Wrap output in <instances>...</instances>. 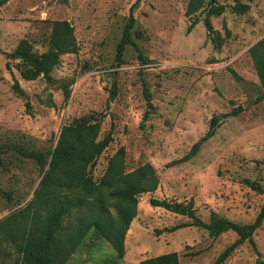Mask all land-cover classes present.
Listing matches in <instances>:
<instances>
[{
  "label": "rangeland",
  "instance_id": "374dc122",
  "mask_svg": "<svg viewBox=\"0 0 264 264\" xmlns=\"http://www.w3.org/2000/svg\"><path fill=\"white\" fill-rule=\"evenodd\" d=\"M188 2L7 0L0 8V229L7 219L19 222L26 213L32 216L30 203L42 191L62 131L84 120L97 124L95 142L112 129L110 145L93 167H86L96 185L108 177L117 188V174L146 168L157 179L153 192L136 197L137 215L125 235L121 264H140L172 252L179 264H213L237 239L231 231L212 238L196 227L169 232L192 220L151 207L150 199L191 203L205 223L211 217L241 225L255 220L264 195L244 181L257 182L264 190V99L256 101L262 88L249 50L264 38V0H217L224 12L209 18L218 33L217 44L203 25L206 11L192 17L199 23L187 31ZM236 4L249 10L237 15ZM134 5L132 37L147 61L143 64L134 49L126 47L117 63L116 47ZM56 21L73 27L75 51L60 57L51 81H24L18 61L8 55L23 39L36 54L46 52ZM14 81L23 94L12 88ZM113 91L115 99L107 107ZM236 108L241 112L222 120L189 161L173 164L206 133L213 116ZM20 152L43 153L47 163L40 166ZM81 171L75 169V179ZM46 192L68 198V188L56 181ZM45 208H37L42 217ZM110 212L115 216L112 208ZM3 237L0 230V264H16L14 246ZM253 240L255 250L245 242L225 264L264 263V222ZM114 257L108 242L88 237L66 264H107Z\"/></svg>",
  "mask_w": 264,
  "mask_h": 264
},
{
  "label": "trees",
  "instance_id": "16d2710c",
  "mask_svg": "<svg viewBox=\"0 0 264 264\" xmlns=\"http://www.w3.org/2000/svg\"><path fill=\"white\" fill-rule=\"evenodd\" d=\"M59 1L63 4L67 3V0ZM6 2L7 0H0V8ZM205 2L206 0H189L185 14L191 19V23L187 31L191 32L199 23L197 18L192 17L199 11H206L203 25L208 38L213 44H217L218 33L213 29L209 18L220 16L224 10L217 6V0H210L207 5ZM134 7L135 5L130 9L129 19L123 27L121 39L116 47L115 61L117 63L121 62L126 47L133 48L138 54L137 58L143 64L147 61L132 37L135 26ZM248 10L249 6L243 4H236L233 7V12L237 15H243ZM75 48L73 27L67 21H56L52 24L49 49L46 52L36 54L33 52L32 44L23 39L8 57L18 61V71L24 81H35L40 77L51 81V73L59 64L60 57L74 52ZM249 54L262 88V94L256 99L260 102L264 99V38L249 50ZM143 86L144 93L149 98L145 83ZM12 88L23 94L17 81H14ZM113 88L115 89V86ZM115 95L113 91L107 101V107L115 99ZM241 110L236 108L230 113L213 116L206 133L192 146L186 156L173 164L189 161L202 145L214 136L222 120L237 116ZM97 131V124H91L90 120L65 128L52 153L49 169L43 178L42 191L37 192L35 200L30 203L29 209L34 208L32 216L29 217V213H26L19 222L11 218L5 220L0 230L3 232V238L14 246L15 253L18 255L16 264H66L88 237L105 240L111 245L115 257L107 264L122 263L125 255V235L137 215L136 197L142 193L153 192L157 179L153 171L146 168L126 175L117 174V178L115 177L117 188L112 184V178L108 177H104L101 184L96 185L87 176L86 167H93L97 158L113 140L111 129L102 140L95 142ZM20 155L35 161L40 166L47 163L46 155L43 153L20 152ZM79 167H82V171L75 179V169ZM55 181L61 187L68 188V198L64 196L63 199H58L56 196L49 197L48 192L45 193L46 188L51 184L54 185ZM244 183L258 194L264 195V190L259 183L249 180H245ZM112 187H114L113 190H111ZM107 190V195L102 196L101 193ZM109 201H112L111 204ZM149 204L151 207L162 208L192 220L190 223L170 229L169 232L196 227L205 229L212 238H217L228 231L235 233L237 239L221 252L213 264H225L230 255L245 242H248L255 250L253 235L264 222V206L252 223L241 225L217 217H211L210 222L205 223L196 216L191 203L150 199ZM39 206H46L44 217L38 213ZM47 206L50 208L47 209ZM111 208L115 216L111 214ZM73 215H75L74 221H70ZM67 217L68 225L65 226ZM140 264H179V259L177 253L172 252L144 259Z\"/></svg>",
  "mask_w": 264,
  "mask_h": 264
},
{
  "label": "crops",
  "instance_id": "0c3cea01",
  "mask_svg": "<svg viewBox=\"0 0 264 264\" xmlns=\"http://www.w3.org/2000/svg\"><path fill=\"white\" fill-rule=\"evenodd\" d=\"M147 259V258H146Z\"/></svg>",
  "mask_w": 264,
  "mask_h": 264
}]
</instances>
